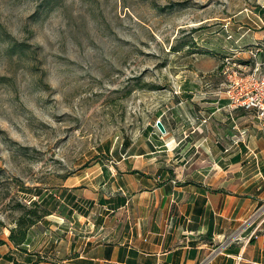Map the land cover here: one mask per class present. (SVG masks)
I'll return each instance as SVG.
<instances>
[{"label":"rangeland","instance_id":"1","mask_svg":"<svg viewBox=\"0 0 264 264\" xmlns=\"http://www.w3.org/2000/svg\"><path fill=\"white\" fill-rule=\"evenodd\" d=\"M261 32L264 0H0V237L18 202L52 194L28 248L63 264L104 213L70 214L61 191L96 187L117 159L187 157L222 58Z\"/></svg>","mask_w":264,"mask_h":264},{"label":"crops","instance_id":"2","mask_svg":"<svg viewBox=\"0 0 264 264\" xmlns=\"http://www.w3.org/2000/svg\"><path fill=\"white\" fill-rule=\"evenodd\" d=\"M256 38L258 47L234 53L245 71L255 61L264 71V33L243 42ZM209 94L194 129L207 132L197 133L187 157L117 159L113 169L102 165L96 187L78 190L104 219L77 235L63 264H264V130L252 113L229 107L224 94ZM179 141L177 150L187 143ZM102 198L109 205L96 207Z\"/></svg>","mask_w":264,"mask_h":264},{"label":"trees","instance_id":"3","mask_svg":"<svg viewBox=\"0 0 264 264\" xmlns=\"http://www.w3.org/2000/svg\"><path fill=\"white\" fill-rule=\"evenodd\" d=\"M137 172V171H133ZM22 190L30 191L28 187H22ZM70 191V190H68ZM40 193L34 194L39 195ZM63 199L69 204L68 212L70 214L75 213L80 216H87L94 207V201L78 197L73 192L61 191ZM41 198L40 203L36 200H28V205L18 202L17 209L20 211L18 217L14 221V226L8 229L7 240L0 237V247L8 246L9 250L1 254L0 260H4L7 263L13 264H40L45 262L37 253L31 251L29 247V238L33 227L41 221L44 217L53 213L54 210L48 209L47 206L53 207L52 194ZM81 201V202H80ZM122 200H118L117 204L124 203ZM43 202V205H41ZM99 205H109V199H99ZM86 205V206H85ZM1 224V223H0ZM20 258V260L18 259ZM62 262V261H61ZM46 263V262H45Z\"/></svg>","mask_w":264,"mask_h":264},{"label":"built area","instance_id":"4","mask_svg":"<svg viewBox=\"0 0 264 264\" xmlns=\"http://www.w3.org/2000/svg\"><path fill=\"white\" fill-rule=\"evenodd\" d=\"M258 51L251 50V58H255ZM234 55L232 53L222 58L220 73L225 81L218 86L216 93L225 95L229 107L252 113L264 130V71L257 61L250 70H243ZM210 260L207 258L200 264H209Z\"/></svg>","mask_w":264,"mask_h":264},{"label":"water","instance_id":"5","mask_svg":"<svg viewBox=\"0 0 264 264\" xmlns=\"http://www.w3.org/2000/svg\"><path fill=\"white\" fill-rule=\"evenodd\" d=\"M156 125H157L158 129L160 130V132H162V133L165 132V129H164L163 125L161 124V122L158 121L156 123Z\"/></svg>","mask_w":264,"mask_h":264}]
</instances>
